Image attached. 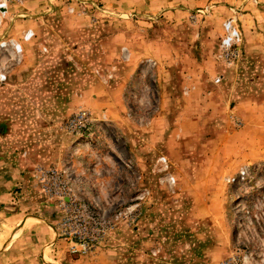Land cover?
<instances>
[{"label": "rangeland", "instance_id": "obj_1", "mask_svg": "<svg viewBox=\"0 0 264 264\" xmlns=\"http://www.w3.org/2000/svg\"><path fill=\"white\" fill-rule=\"evenodd\" d=\"M2 23L0 264L264 263V0H22ZM39 169L107 220L90 253Z\"/></svg>", "mask_w": 264, "mask_h": 264}, {"label": "built area", "instance_id": "obj_2", "mask_svg": "<svg viewBox=\"0 0 264 264\" xmlns=\"http://www.w3.org/2000/svg\"><path fill=\"white\" fill-rule=\"evenodd\" d=\"M19 1L22 0H0V29L3 25L2 22L9 14L11 5ZM224 30L226 34L222 40V46L228 54H232L233 48L242 41V33L238 29L239 33L232 21L229 20L225 21ZM34 35L35 32L30 30L26 36L24 35L25 38L23 36V39L29 41ZM0 46L1 48L4 47L3 44ZM10 46L14 49L13 45ZM15 48L18 50L17 53L23 52L19 45ZM0 70L2 71L1 67ZM217 79L220 81L221 77ZM4 80H6V75ZM4 80L2 79V81ZM39 170L41 172L39 171L38 179L43 190L48 196L59 198L61 201L62 217L58 222V236L66 240L71 254L90 253L104 241L110 229L107 220L94 206L79 200L71 188H67L69 181H71L69 178H63V175L59 174L56 169ZM261 261L264 262V257Z\"/></svg>", "mask_w": 264, "mask_h": 264}, {"label": "crops", "instance_id": "obj_3", "mask_svg": "<svg viewBox=\"0 0 264 264\" xmlns=\"http://www.w3.org/2000/svg\"><path fill=\"white\" fill-rule=\"evenodd\" d=\"M244 15H247V14H244ZM251 15V13H249L247 16H250ZM251 17V16H250ZM19 174H20V172H19ZM21 178H17V180H15L14 182H13V184H15V185H17L16 183L18 182V180H20ZM22 180V179H21ZM9 196V195H8ZM7 196V197H8Z\"/></svg>", "mask_w": 264, "mask_h": 264}, {"label": "bare ground", "instance_id": "obj_4", "mask_svg": "<svg viewBox=\"0 0 264 264\" xmlns=\"http://www.w3.org/2000/svg\"><path fill=\"white\" fill-rule=\"evenodd\" d=\"M229 21H232V23H233V20H229ZM234 24V23H233ZM234 26H235V24H234ZM236 27V26H235ZM236 30L238 31V29H237V27H236ZM239 32V31H238ZM240 33V32H239ZM241 35V34H240ZM20 46V45H19ZM21 47V46H20ZM22 49V48H21ZM264 264V263H263Z\"/></svg>", "mask_w": 264, "mask_h": 264}]
</instances>
